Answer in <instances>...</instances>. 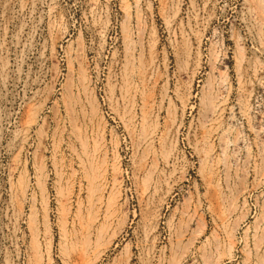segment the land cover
I'll list each match as a JSON object with an SVG mask.
<instances>
[{"label":"rangeland","instance_id":"374dc122","mask_svg":"<svg viewBox=\"0 0 264 264\" xmlns=\"http://www.w3.org/2000/svg\"><path fill=\"white\" fill-rule=\"evenodd\" d=\"M260 1L0 0V264H264Z\"/></svg>","mask_w":264,"mask_h":264},{"label":"bare ground","instance_id":"6f19581e","mask_svg":"<svg viewBox=\"0 0 264 264\" xmlns=\"http://www.w3.org/2000/svg\"><path fill=\"white\" fill-rule=\"evenodd\" d=\"M253 1H254L253 3L255 4L254 6H256V8H257L260 12L263 11V10L261 9L263 3L261 4V1H260V0H253ZM252 5H253V4H252ZM256 8H255V9H256ZM263 8H264V7H263ZM262 16H263V15H262ZM262 16H261V17H262ZM213 79H214V78H213ZM237 135H238V134H237ZM93 188H94V187H93ZM64 223H65V222H64ZM88 223H89V222H88ZM95 229H96V228H95ZM101 229H102V228H101ZM101 229H100V230H101ZM89 231H90V230H89ZM89 231H88V232H89ZM49 234H50V233H49ZM64 234H65V233H64ZM91 234H92V233H91ZM36 235H37V234H36ZM91 236H92V235H91ZM36 238H38V236H37ZM89 239H90V238H89ZM33 240H34V239H33ZM36 241H37V240H36ZM47 243H48V242H47ZM49 243H50V242H49ZM71 244H72V243H71ZM102 247H103V246H102ZM47 248H48V246H47ZM87 249H88V248H87ZM49 250H50V249H49ZM96 250H97V249H96ZM97 258H98V257H97ZM95 259H96V258H95ZM91 263H92V262H91Z\"/></svg>","mask_w":264,"mask_h":264}]
</instances>
